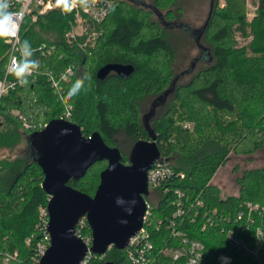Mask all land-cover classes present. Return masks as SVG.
I'll return each instance as SVG.
<instances>
[{"label": "trees", "instance_id": "obj_1", "mask_svg": "<svg viewBox=\"0 0 264 264\" xmlns=\"http://www.w3.org/2000/svg\"><path fill=\"white\" fill-rule=\"evenodd\" d=\"M113 2L103 23L90 24V33L96 37L83 42L82 49L64 40L75 14L54 10L36 23L24 20L21 42L31 43L35 50L32 58L40 67L28 77L27 86L19 85L0 99V147H14L21 137L30 147V137L40 126L59 121L65 104L49 73L57 77L68 67L81 68L69 83H63L73 107L69 122L78 125L85 137L99 133L109 147L120 149L125 164L138 142L154 137L160 158L173 169L171 180L158 189L162 198L154 204L146 197L152 208L145 227L154 247L146 253L147 260L174 264L163 250L180 244V237H172L177 229L204 246L205 264H214L220 255L229 256L233 264H259L233 249L227 232L242 224L247 233L239 236L254 246L260 228L264 242V168L244 170L237 178V195L224 196L211 181L227 164L229 154L252 156L264 150V0L255 2L250 21L247 0H213L201 39L196 42L208 57L203 60L199 56L196 63L201 67L194 73L190 70L186 82H181L182 76L172 68L176 45L169 32L182 30L181 22L176 21L182 17L177 0H154L150 5L144 1ZM240 36L252 37L248 46L240 45ZM6 41L0 39V79L5 77L10 51ZM109 64L132 65L135 70L126 79L111 73L99 80L98 71ZM84 77L83 89L70 96L72 85ZM145 98L152 102L143 114ZM159 100L163 103L146 122ZM158 110L162 112L157 114ZM0 165V175L5 171L9 177L16 170L10 183L0 180V255L13 257L9 264H39L38 245L44 238L41 210L47 209L50 200L42 187L44 174L29 155L24 163L0 160ZM107 165L106 161L94 164L84 177L69 185L94 197ZM177 192L183 195L182 219L173 217ZM248 204L258 206L251 213L253 223L248 221ZM241 213L244 216L239 220ZM172 221L176 222L174 228ZM77 230L82 238L91 237L87 222ZM260 256L264 264V250ZM141 258L133 248L113 246L104 256L93 255L88 264H146Z\"/></svg>", "mask_w": 264, "mask_h": 264}, {"label": "water", "instance_id": "obj_2", "mask_svg": "<svg viewBox=\"0 0 264 264\" xmlns=\"http://www.w3.org/2000/svg\"><path fill=\"white\" fill-rule=\"evenodd\" d=\"M212 5L213 0L210 14ZM203 29L204 26L199 31L197 43ZM134 70L132 65L109 64L98 71L97 78L103 81L115 73L126 79ZM160 103L162 100L153 105L146 122ZM29 142L35 154V159L32 156L31 159L42 169V187L50 197L47 206L50 246L40 264H82L89 254L104 256L113 246L127 249L131 239L144 226L146 197L149 195L148 173L160 159L155 138L138 142L129 164L123 162L120 149L109 147L99 133L85 137L78 125L64 120L51 122L43 131L32 134ZM102 161L108 165L100 175L94 197L69 185ZM82 219H86L91 230L90 248L77 235Z\"/></svg>", "mask_w": 264, "mask_h": 264}, {"label": "built area", "instance_id": "obj_3", "mask_svg": "<svg viewBox=\"0 0 264 264\" xmlns=\"http://www.w3.org/2000/svg\"><path fill=\"white\" fill-rule=\"evenodd\" d=\"M10 5L11 11H23L24 17L23 22L20 26L18 40L7 39L6 41L10 45V51L8 56V63L6 66L5 77L3 79H0V99L9 91L15 90L20 85L16 81L15 77L8 72V68L13 62V60L18 61L20 59V52L18 51V49L20 46L19 42H21V28L25 19L28 18L33 23H36L39 20L40 16L46 15L47 13L54 10L60 11L63 15H68L70 13L75 14V22L71 30L66 33L64 40L67 44L77 45L82 49L84 47L83 42L88 43L94 40L96 37L94 33H90V24L92 23L96 25L103 23L110 16L114 7V2L113 0H96V3L92 5L87 12H85L80 7H76L71 12L67 13L63 12L61 8L56 6V0H10ZM38 71L39 69L35 70L32 75L36 74ZM80 71L81 68L75 69L74 67H68L64 71H62L57 77L53 76L52 73H49L50 81L53 87L55 88L59 99L65 104V112L60 120L69 122V118H71L73 111L72 105L68 103V96L66 94V91L64 90L63 83H69ZM47 126L48 125H45L44 127L40 126L41 130L37 132L43 131ZM27 127L29 126L27 125ZM262 136H264V130L262 132ZM172 176L173 169L171 168L169 163L160 158L148 173L149 191L160 189L163 184L171 180ZM181 177L184 178V175L182 174ZM177 194L179 196L176 202L177 210L173 217L175 219H182L185 215V209L183 207L182 201L183 195L179 192H177ZM146 203L147 211L145 215L143 229L134 238L131 239L127 248L130 247L135 249V252L141 255V259H146L145 261L147 263L153 264V262H150L145 257L147 252L152 251L154 249L153 245L149 241V232L145 227V224L148 221L149 216L151 215L152 207L150 203ZM247 208L250 215L248 221L253 223L251 213L257 211L258 206L248 204ZM214 214L216 215L217 212H214ZM243 216L244 213H241L238 219L242 220ZM41 219L44 228V238L43 241H41V243H39L38 245V251L40 254V258L42 259L43 255L46 253L50 246V234L48 232L49 216L47 209L41 210ZM85 222H87L86 219H82L79 223L78 228L83 227ZM172 223L174 228L176 226V222L172 221ZM206 227L207 226L205 225L204 229ZM240 233H242V235L247 233L242 224H239L237 226V229L229 230V232H227V242L233 249L251 257L254 262L263 264L260 256L261 252L264 250V242L261 239L263 235L262 230L260 228L257 229V244L254 246L251 245L243 236H239ZM77 235L81 237L78 234V230ZM172 237L175 239L180 237V244L177 246L166 248L165 250H163V253L169 254L172 257L174 264H178L179 262H181V264H205L203 263L204 246L200 242L189 240L185 232L179 231L177 229H173ZM82 239L86 242L89 248L92 246L91 237H86ZM92 256V254H89V256L85 259L82 264H86ZM222 257L228 258L227 261H222ZM12 259L13 257H10L9 255H0V264H9ZM214 264H233V261L229 256L220 255Z\"/></svg>", "mask_w": 264, "mask_h": 264}, {"label": "rangeland", "instance_id": "obj_4", "mask_svg": "<svg viewBox=\"0 0 264 264\" xmlns=\"http://www.w3.org/2000/svg\"><path fill=\"white\" fill-rule=\"evenodd\" d=\"M144 1L145 4H152L154 0H137ZM212 0H177L176 8L182 9V17H178L176 21H180V28L182 30H173L169 32L171 41L176 45V60L172 62V68L174 74L181 75V82H186L191 77L185 74L192 69L193 73L201 66L198 62V58L203 60L207 59L208 55L206 50H200L196 43L199 37V31L206 23L211 9ZM257 0H247V16L248 20H252L257 8ZM52 36V35H50ZM252 37L247 38L239 37V43L241 46H248ZM201 44V42H200ZM199 58V59H200ZM185 74V75H184ZM145 98L141 102V111L143 114L148 113L151 104V99ZM162 111L158 110L156 113L160 114ZM32 156L35 159L33 150L29 147L28 140L21 137L18 143L14 147H0V160H6L10 164L19 162H26L27 156ZM1 166V165H0ZM264 168V150L257 152L252 156H236L229 154L227 164L222 167L212 179V183L221 189L224 196L237 195L239 187L237 185L238 176L248 169ZM1 171V170H0ZM16 170L9 174L2 172L0 180H7L10 183L14 177ZM162 195L159 190L149 191L147 199L156 204ZM88 264V262L86 263Z\"/></svg>", "mask_w": 264, "mask_h": 264}, {"label": "clouds", "instance_id": "obj_5", "mask_svg": "<svg viewBox=\"0 0 264 264\" xmlns=\"http://www.w3.org/2000/svg\"><path fill=\"white\" fill-rule=\"evenodd\" d=\"M95 3L96 0H56V6L61 8L65 13L71 12L76 7H80L87 12ZM10 6V0H0V39L18 40L24 13L23 11H11ZM19 44L20 59L18 61L13 60L8 68V72L15 77L21 86H27L30 82L28 77L35 70L39 69L40 63L38 60L32 58L35 50L28 40L19 42ZM86 78L78 79L72 85L68 94L70 96L77 95L83 89L84 79ZM227 259L226 257L221 258L222 261H227Z\"/></svg>", "mask_w": 264, "mask_h": 264}]
</instances>
